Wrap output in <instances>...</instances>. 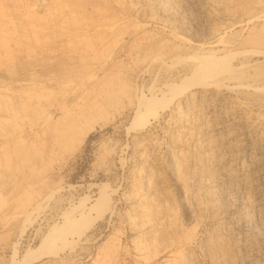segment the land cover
<instances>
[{
	"label": "rangeland",
	"instance_id": "obj_1",
	"mask_svg": "<svg viewBox=\"0 0 264 264\" xmlns=\"http://www.w3.org/2000/svg\"><path fill=\"white\" fill-rule=\"evenodd\" d=\"M263 134L264 0H0V264H264Z\"/></svg>",
	"mask_w": 264,
	"mask_h": 264
},
{
	"label": "bare ground",
	"instance_id": "obj_2",
	"mask_svg": "<svg viewBox=\"0 0 264 264\" xmlns=\"http://www.w3.org/2000/svg\"><path fill=\"white\" fill-rule=\"evenodd\" d=\"M260 37V36H259ZM223 39L222 38H220L219 40H217V41H219V42H221ZM259 40V38H258V36L256 37H253L251 40H250V42L249 43H254V42H256V41H258ZM196 47H198L201 51L203 50V47H202V45L201 44H199V43H197L196 44ZM197 54V53H196ZM214 55V54H213ZM214 56H216V54L214 55ZM196 58H194L195 59V67H194V70L193 71H195V74H205V80L203 81V82H200L199 80H198V82H195V83H193V84H189L190 86H186L182 91H180V93L184 96V98L185 99H190V101H195V97H196V95H195V93L193 92V89L195 88V87H201V88H204V89H212V90H207V91H209V93L208 94H210L209 96H210V98L212 99V101L210 102V104H209V106H208V111H207V113H208V116L210 117V116H215V118L217 117V119H215V118H213V119H215V122H211L212 124H210V127L209 126H207V125H205L206 127H209V130H211L212 132H217L218 131V133H219V130L221 129V128H223L222 127V123L224 122V120L222 119L225 115L220 111V110H218V107L217 106H219V105H221V95L219 96V94H218V92L219 91H217L215 88L216 87H219V85L221 84V85H226L227 84V87H232V88H235V87H243L244 85L245 86H247V87H251V86H254V83L252 84V83H250V82H247V83H237V84H233L229 79H233V78H228V80H225V79H227V78H224V77H217V76H220V75H224L225 73L227 74V73H229V72H231V69H232V67H230V65H229V61L228 60H218V58H214V57H208L207 59H209L208 61H206V62H203V61H201L200 60V57L197 55V56H195ZM206 58V57H205ZM220 58V57H219ZM231 74V73H230ZM202 78V77H201ZM201 80H203V78L201 79ZM252 81V80H251ZM231 82V85H229V83ZM213 87V88H212ZM163 93V92H162ZM220 93V92H219ZM160 94V93H159ZM208 94H206V95H208ZM158 95L156 94V93H152L151 94V97L150 98H145V97H143V98H141L140 99V102L141 103H143L144 101H148V102H150V100H152V99H155L156 97H157ZM220 97V98H219ZM209 100V99H208ZM233 100V99H232ZM190 104H191V102H190ZM197 104V103H196ZM237 104V103H236ZM167 106V103L166 104H161V105H159L157 108H152L153 110L151 111V113L149 114V116H151V115H153L155 118H157V114H158V110L157 109H163V108H165ZM235 107V106H234ZM191 108V107H190ZM194 108H195V106H194ZM192 109V108H191ZM199 109V108H198ZM237 109V108H236ZM205 110V109H204ZM238 110V109H237ZM148 111H150V110H148ZM240 111V110H239ZM241 111H243L242 110V108H241ZM204 112V111H203ZM226 113V112H225ZM232 113V112H231ZM233 113H235V112H233ZM236 113H237V111H236ZM239 113V112H238ZM230 115V114H229ZM206 116V115H205ZM227 117V116H226ZM234 117L236 118V114H234ZM239 117V116H238ZM205 118V117H204ZM228 118V117H227ZM231 118V117H230ZM78 119V118H77ZM202 119V118H201ZM206 119V118H205ZM224 119H226V118H224ZM234 119V118H233ZM207 120H208V118H207ZM206 120V121H207ZM238 120H239V118H238ZM209 121V120H208ZM208 121H207V123H208ZM210 121H214V120H210ZM226 121H227V119H226ZM235 121V120H234ZM237 121V120H236ZM205 122V121H204ZM230 122H231V120H230ZM233 122V121H232ZM231 122V123H232ZM237 123V122H236ZM95 124H96V122H95ZM206 124V123H205ZM209 124V123H208ZM227 124H229V123H227ZM225 127V126H224ZM224 129V128H223ZM256 129V128H255ZM259 129V128H258ZM249 131V130H248ZM258 131V130H257ZM209 133V132H208ZM205 134V133H204ZM207 135V134H206ZM264 135V134H263ZM221 136V135H220ZM245 136H246V134H245ZM254 137V136H253ZM209 138V137H208ZM222 138V137H221ZM212 139V138H211ZM230 139V138H229ZM260 139V138H259ZM215 140V139H214ZM227 141V140H226ZM233 141V140H232ZM231 140H228V146L230 145L231 146V144L233 143ZM209 142H210V140H209ZM209 142H207V143H209ZM235 143V142H234ZM216 145V144H215ZM244 145V144H243ZM246 145V144H245ZM226 146V145H225ZM228 146H227V149H229L228 148ZM232 146H233V144H232ZM241 146V145H240ZM239 146V147H240ZM211 147V146H210ZM234 148V147H233ZM222 149V148H221ZM226 149V150H227ZM232 149V148H231ZM231 149L230 150H228V152L229 151H231ZM252 150V149H251ZM217 151H219V150H217ZM224 151V150H223ZM254 151V150H253ZM214 152V151H213ZM232 152V151H231ZM223 153V152H222ZM229 155V154H228ZM227 156V155H226ZM225 156V157H226ZM231 156H232V153H231ZM226 158H229V157H226ZM249 158V157H248ZM217 161V160H216ZM227 162V161H226ZM244 162V161H243ZM221 164V163H220ZM241 164V163H240ZM213 165V164H212ZM215 165V164H214ZM242 166V165H241ZM210 167V166H209ZM214 167V166H213ZM220 167H222L221 165H218V162H217V168H215V169H213V171H214V174H215V177H217V180L218 181H222L223 179H225V180H227L228 181V184H233L234 182H237V180L239 181V184H240V186H239V188L241 187V185L242 186H244V187H247L248 185L249 186H251V182L254 180L253 179V177H252V173H251V171L249 170V168H253V170H254V168L255 167H264V136L261 138V145H260V147H258V149H256V151L254 152V153H252V154H250V158H249V163L248 164H246V165H244V166H242V167H240L241 168V171H240V173H239V177H235V175L233 174V172L232 171H228V169H227V171L228 172H223V171H221L220 170ZM223 167H225V166H223ZM258 168V169H259ZM238 170V169H237ZM240 170V169H239ZM249 170V171H248ZM261 171V170H260ZM237 172V171H236ZM261 172H263V171H261ZM213 173V172H212ZM254 173V172H253ZM236 174V173H235ZM255 174V173H254ZM209 175H211V177H212V175L213 174H209ZM263 175H264V173H263ZM254 176V175H253ZM261 178H263V177H261ZM216 180V181H217ZM236 180V181H235ZM226 182V181H225ZM254 182V181H253ZM218 183V182H217ZM255 183V182H254ZM224 184V183H223ZM227 184V185H228ZM253 184V183H252ZM260 184V183H259ZM233 186V185H232ZM248 186V187H249ZM262 186H263V184H262ZM227 187V186H226ZM259 187H260V185H259ZM225 188V187H224ZM233 188H235V186L233 187ZM242 188V187H241ZM253 188V187H252ZM229 189V188H228ZM227 189V190H228ZM247 189V188H246ZM257 189V188H256ZM260 189V188H259ZM264 189V188H263ZM227 190H225V191H227ZM243 190V189H242ZM261 190H262V188H261ZM221 192H223L222 194H224V191L223 190H220ZM232 191H234V190H232ZM239 191H241V189L239 190ZM245 191V190H244ZM243 191V192H244ZM256 192H255V195H256V201H254V203L252 204V205H254V208H256L258 211H259V209H260V207H261V204H263V202H264V197H263V195L261 196V198H260V194H263L262 193V191H260L259 190V192L257 193V190H255ZM229 192V191H228ZM249 192V191H248ZM251 192V191H250ZM227 193V192H226ZM242 194V193H241ZM240 194V195H241ZM227 195V194H226ZM244 195V194H243ZM223 196V195H222ZM228 196H231V195H228ZM234 196V195H233ZM236 196V195H235ZM247 198H245V200H246ZM247 202V201H246ZM249 202V201H248ZM250 202H252L251 200H250ZM246 205V204H245ZM249 205V204H248ZM38 206H36V208H37ZM248 209V208H247ZM253 209V208H252ZM261 210V209H260ZM263 210H261L260 212H262ZM249 213V212H248ZM255 213V212H254ZM257 213V212H256ZM3 214L5 215V213L3 212ZM11 214V213H10ZM16 214H18L19 216L21 215L22 217H27L28 216V211H27V209L25 210H21V211H18V212H15V213H13V214H11V216L12 215H16ZM262 214V213H261ZM261 214H260V216H258V221H259V223H264V214H262V216H261ZM3 215V216H4ZM8 215H9V213H8ZM6 216H7V214H6ZM248 216V215H247ZM254 216V215H253ZM5 217V216H4ZM13 217V216H12ZM7 218V217H6ZM5 218V219H6ZM245 218V217H244ZM248 218V217H247ZM253 218V217H252ZM251 218V219H252ZM253 221V220H252ZM250 222V221H249ZM248 222V223H249ZM239 223V222H238ZM244 223V222H243ZM247 223V224H248ZM242 224V223H241ZM245 224H246V222H245ZM244 224V225H245ZM243 225V224H242ZM243 225V226H244ZM249 225V224H248ZM254 225V224H253ZM256 225V224H255ZM262 225V224H261ZM238 228V227H237ZM246 228V227H245ZM244 228V229H245ZM251 228V227H250ZM262 228H264V226H262ZM248 230V229H247ZM246 246H247V244H246ZM245 251H247V250H245ZM251 251V250H250ZM247 252H249V251H247ZM253 252H255V251H253Z\"/></svg>",
	"mask_w": 264,
	"mask_h": 264
}]
</instances>
